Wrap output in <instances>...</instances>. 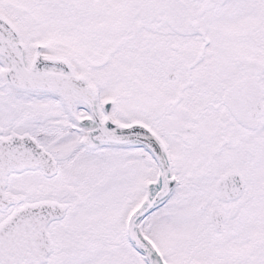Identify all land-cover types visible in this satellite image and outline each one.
<instances>
[{
  "label": "snow or ice",
  "instance_id": "6c2138e0",
  "mask_svg": "<svg viewBox=\"0 0 264 264\" xmlns=\"http://www.w3.org/2000/svg\"><path fill=\"white\" fill-rule=\"evenodd\" d=\"M0 264H264V0H0Z\"/></svg>",
  "mask_w": 264,
  "mask_h": 264
}]
</instances>
